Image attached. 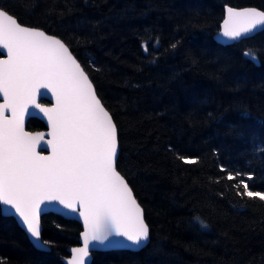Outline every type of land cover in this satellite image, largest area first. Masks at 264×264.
Segmentation results:
<instances>
[{"label": "trees", "instance_id": "1", "mask_svg": "<svg viewBox=\"0 0 264 264\" xmlns=\"http://www.w3.org/2000/svg\"><path fill=\"white\" fill-rule=\"evenodd\" d=\"M226 7L264 11V0H0L69 46L117 126L116 169L149 240L90 264H264V201L239 183L264 192V29L219 44ZM41 226L49 251L0 210V264H63L80 224L48 213Z\"/></svg>", "mask_w": 264, "mask_h": 264}, {"label": "snow or ice", "instance_id": "2", "mask_svg": "<svg viewBox=\"0 0 264 264\" xmlns=\"http://www.w3.org/2000/svg\"><path fill=\"white\" fill-rule=\"evenodd\" d=\"M223 35L246 37L264 26V11L228 8ZM234 25V26H230ZM145 42L143 50L148 51ZM175 48V45H172ZM0 202L15 209L30 236L41 238L40 215L52 202L78 213L84 220V247L71 249L68 264H85L92 241L123 237L126 247L139 249L149 240V227L127 181L115 168L118 131L112 116L98 98L88 74L61 39L45 31L22 26L0 8ZM254 60V53H245ZM55 98L45 108L37 97ZM38 109L47 117L51 141L44 133L24 130L25 115ZM10 110L11 117L6 115ZM51 148V155L37 152ZM185 164L197 159L179 157ZM228 174V180H235ZM252 177L248 176V181ZM250 198L264 201V192L249 190ZM202 227H206L200 221Z\"/></svg>", "mask_w": 264, "mask_h": 264}, {"label": "water", "instance_id": "3", "mask_svg": "<svg viewBox=\"0 0 264 264\" xmlns=\"http://www.w3.org/2000/svg\"><path fill=\"white\" fill-rule=\"evenodd\" d=\"M228 8H232V9H235L237 11H240V10H243V9L255 8L258 11H261L260 9H258L256 7H240V8L226 7L225 10H224L223 19H222V21L220 23V26H219V30L214 35L215 41L218 42L219 44L225 45V44H230L232 42H237V41H239L241 39L251 37V36L261 32L264 29V26H261V27L257 28L254 32H250V33L246 34V37H241V38H239L237 40H231V39L225 37L223 35L224 21L229 18V13L227 12ZM22 26H26V25H22ZM230 26H234V25H230ZM27 27H30V26H27ZM34 28H36V27H34ZM46 34L52 35V34H49L47 32H46ZM52 36H54V35H52ZM55 37H57V36H55ZM58 39H60V38H58ZM3 53H4L3 55H0V59H7V51H6V49L3 50ZM254 60L256 61V59H254ZM41 100L45 101L46 103H43ZM37 102L39 104H41L43 107L49 108V109L52 108L55 105V103H56L55 98L51 96V93H49L48 96L45 95L43 97H37ZM0 103H4V99H3V94L2 93H0ZM6 115L11 117L10 110L6 111ZM31 118H35V119H38L39 121H41L44 124L45 129L44 130H28L27 129V121L29 119H31ZM23 127H24V130L26 132L31 133L33 135H35L36 133H44L45 134L44 135V140L45 141H51L52 140V136L49 134V133H51L52 129L49 126L48 119L38 109L32 108L25 115L24 121H23ZM37 152H39L41 155H51L52 154L50 147L47 148L46 150L42 151L40 146H37ZM118 152H119V146H118ZM117 156H118V154H117ZM116 161H117V157H116V160H115V168H116ZM116 171H117V169H116ZM132 195H133V192H132ZM133 197H134V195H133ZM134 199H135V197H134ZM137 204H138V202H137ZM140 208H141V206H140ZM0 210H1L2 215L14 218V220L17 222L18 226L25 232V234H26L28 240L30 241V243L36 249L43 250V251H49L50 250L49 246L47 244H45L41 240V238H40L39 241H36L30 236V234L27 233L25 226L23 225V223L18 218V215L16 214L15 209L12 206L5 205L2 202H0ZM141 210H142V208H141ZM48 213H53V214L59 215V216H61L64 219L74 220V221L78 222L80 224V226H81V232L79 233V237H78V244L75 245V246L70 247L68 249V256H66L65 258H62L63 264H68V261L73 259V253H72L71 249L84 247V238L81 235V233H83L85 231L84 220H83V218L81 216H79L78 213L73 214V213L69 212L67 209H64L62 206L58 205L57 202H52L51 204H49V206L47 208H45L44 212L40 215V222H41L42 215H45V214H48ZM142 214H143V218H144L143 210H142ZM144 221H145V219H144ZM41 229H42V226H41ZM147 243H148V241L142 247H140L139 249H136V248L126 247L125 245L127 244V241L124 240L123 237H118V236H109L108 239L104 240L103 242H101V241H92L91 242V246L89 247V250H88V256L84 258L85 264H90L91 263V261H92V253L93 252H103V251H109V250L138 251V250L142 249Z\"/></svg>", "mask_w": 264, "mask_h": 264}]
</instances>
